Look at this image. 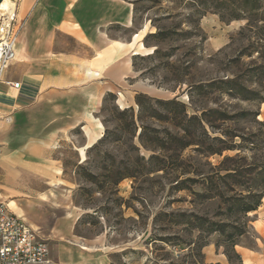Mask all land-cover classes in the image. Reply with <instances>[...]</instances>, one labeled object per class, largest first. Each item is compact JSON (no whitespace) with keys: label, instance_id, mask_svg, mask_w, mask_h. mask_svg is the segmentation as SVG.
Segmentation results:
<instances>
[{"label":"rangeland","instance_id":"obj_1","mask_svg":"<svg viewBox=\"0 0 264 264\" xmlns=\"http://www.w3.org/2000/svg\"><path fill=\"white\" fill-rule=\"evenodd\" d=\"M127 1L134 5L135 30L140 32L137 39L143 45L137 59L140 70L136 81L150 91L147 94L160 99L177 97L189 105L191 113L198 106L221 107L230 116L226 122H217L220 127L217 134L232 149L222 155L204 157L189 147L184 157L191 169L197 168L204 174L221 172L223 168L238 169L241 173L238 181L230 179L225 184L228 196L246 193L256 183L263 185L260 171H264V125L254 115L260 103L223 93L207 99L194 95L191 106L188 97L191 84L235 76L259 89L250 72L258 61V53L240 56L255 38L252 30L244 29L246 21H228L213 10L200 18L196 12L199 0ZM158 28L173 30V36L159 42L151 39L147 46L145 37ZM157 48L161 53L156 55ZM115 103L117 100H108V110L100 114L102 123L107 120L106 125L103 123L104 131L106 126L116 128L110 111ZM156 126L164 129L167 125L156 123ZM90 147H85L81 130L61 136L50 154L51 180L17 186L8 192L9 196L1 197L9 204L14 200L17 208L10 207L39 229L41 238L50 247V264H60L59 251L64 246L78 249L73 253L76 259L80 257L79 249L100 248L110 264H201L194 262L197 256L192 257L184 244L195 236L184 226L176 225L170 214L194 211L216 220L227 206L219 199L205 202L197 196L195 192L202 191L201 184H192L193 190L179 191L178 182L193 174L178 176L171 162L166 171L126 178L116 187L105 182L104 177L93 183L82 175L81 167L101 173L107 163L101 157L96 158ZM106 147L121 149L115 143ZM141 153L148 157L152 152L141 147ZM4 176L0 171V184ZM248 216L247 232L239 237L236 251L260 252L259 258L249 264H264V237L256 229L259 223H255L258 215L251 212ZM207 239L204 264H230L225 248L216 245L219 237L213 234ZM209 249L213 263H209Z\"/></svg>","mask_w":264,"mask_h":264},{"label":"crops","instance_id":"obj_2","mask_svg":"<svg viewBox=\"0 0 264 264\" xmlns=\"http://www.w3.org/2000/svg\"><path fill=\"white\" fill-rule=\"evenodd\" d=\"M15 22L16 58L0 83V197L29 182H49L50 154L61 136L80 129L85 147L95 144L104 133L100 112L107 93L117 96L121 108L135 107L138 92L150 93L136 81L133 58L143 45L131 2L17 0ZM259 111L264 121V102ZM253 213L264 237V197ZM75 250L61 248L60 264H110L100 248L79 249V259ZM258 253L239 251L243 264L256 261Z\"/></svg>","mask_w":264,"mask_h":264},{"label":"trees","instance_id":"obj_3","mask_svg":"<svg viewBox=\"0 0 264 264\" xmlns=\"http://www.w3.org/2000/svg\"><path fill=\"white\" fill-rule=\"evenodd\" d=\"M199 2L196 12L200 18L209 10H213L228 21L245 20L244 29L253 31L255 38L240 56H253L258 53V61L250 68V72L256 80L254 84L259 85V89L247 85L239 76L191 84L188 90L191 106H194V95L207 99L212 95L223 93L246 101H258L261 105L264 102V95L262 96L264 93V0H199ZM173 32L170 29L158 28L155 33L145 37V44L149 46L151 39L158 42L170 39ZM159 53H161L160 49H155L154 54ZM139 57L138 54L133 58L136 72L140 70L137 63ZM167 65L173 67L171 63ZM110 99L116 101L117 96L113 93L105 95L100 114L108 110L107 103ZM135 103L137 112L135 107L120 109L116 103L110 109L112 119L117 124L116 128L110 129L106 126L103 136L90 147L91 152H96V158L101 157L107 164L101 173L81 167L82 175L93 183H97L99 177H104L105 182L116 187L126 178H138L166 171L170 162L178 176L193 174L178 182L179 191L193 190L192 184H201L199 186L202 191L195 192L197 196L205 202L219 199L227 207L224 213L220 211L221 217L216 220L194 211L171 213L176 225L184 226L195 236L184 244L189 247L192 257L197 256L198 259L196 258L194 262L204 264L203 249L209 244L207 238L216 234L219 237L216 245L225 248L224 253L228 261L232 264H243L241 255L236 251V245L239 237L247 232L250 221L248 214L256 211L262 204L264 182L263 185L256 183L246 193L228 196L225 184H228L230 179L238 181L241 175L238 169L223 168L224 174L221 173L222 171L204 174L197 168L191 169L187 158L184 157V152L189 147H193L204 157L222 155L224 151L232 149L228 141L217 134L220 132L217 122H226L230 118L227 111L221 107L198 106L194 107L191 113L188 110L189 105L178 100L177 97L160 99L144 92L136 94ZM254 115L257 118L260 111L258 110ZM103 123L106 125L107 120ZM156 123H164L167 126L160 129ZM260 123L264 125V121ZM110 143L120 145L121 149L117 151L109 149L106 146ZM141 147L152 153L146 157L141 153ZM260 174L264 176V171H260ZM181 244L183 245V243H175V245Z\"/></svg>","mask_w":264,"mask_h":264},{"label":"built area","instance_id":"obj_4","mask_svg":"<svg viewBox=\"0 0 264 264\" xmlns=\"http://www.w3.org/2000/svg\"><path fill=\"white\" fill-rule=\"evenodd\" d=\"M19 26L13 17L0 16V83L16 58ZM19 88V82H7ZM50 247L39 229L0 197V264H50Z\"/></svg>","mask_w":264,"mask_h":264},{"label":"bare ground","instance_id":"obj_5","mask_svg":"<svg viewBox=\"0 0 264 264\" xmlns=\"http://www.w3.org/2000/svg\"><path fill=\"white\" fill-rule=\"evenodd\" d=\"M17 8V0H3L0 2V16L13 17ZM84 153V152H83ZM10 206L17 208L14 200L10 201Z\"/></svg>","mask_w":264,"mask_h":264},{"label":"water","instance_id":"obj_6","mask_svg":"<svg viewBox=\"0 0 264 264\" xmlns=\"http://www.w3.org/2000/svg\"><path fill=\"white\" fill-rule=\"evenodd\" d=\"M3 0H0V2H2Z\"/></svg>","mask_w":264,"mask_h":264}]
</instances>
